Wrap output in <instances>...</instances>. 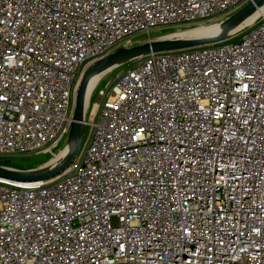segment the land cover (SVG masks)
<instances>
[{
  "label": "built area",
  "instance_id": "2783aa9c",
  "mask_svg": "<svg viewBox=\"0 0 264 264\" xmlns=\"http://www.w3.org/2000/svg\"><path fill=\"white\" fill-rule=\"evenodd\" d=\"M251 1L0 0V158L68 138L83 72L127 37ZM100 95L66 172L0 179V264H264V11Z\"/></svg>",
  "mask_w": 264,
  "mask_h": 264
},
{
  "label": "water",
  "instance_id": "95a60500",
  "mask_svg": "<svg viewBox=\"0 0 264 264\" xmlns=\"http://www.w3.org/2000/svg\"><path fill=\"white\" fill-rule=\"evenodd\" d=\"M264 8V0H253L221 21L222 27L215 33H197L194 30L184 35H170L149 40L134 46H120L107 56L94 62L83 72L76 92L75 108L67 141V156L59 163L30 170H19L0 164V179L28 184L50 180L66 172L77 158L83 143L89 83L93 75L117 67L130 60L150 53L189 49L228 40L232 32L258 9Z\"/></svg>",
  "mask_w": 264,
  "mask_h": 264
},
{
  "label": "rangeland",
  "instance_id": "374dc122",
  "mask_svg": "<svg viewBox=\"0 0 264 264\" xmlns=\"http://www.w3.org/2000/svg\"><path fill=\"white\" fill-rule=\"evenodd\" d=\"M237 10L238 9H236V11ZM236 11H232L230 13H223L222 15L217 16L215 18H211V19L196 20L194 22L186 23V24L156 27L147 33H137V34H134L132 36L127 37L122 42H120L115 47V49L120 47V46L139 45V44L146 43L149 40L161 39L163 37L170 36V35H180L182 33L193 31V30L195 32H199L205 28H208L212 25H216V24L220 23L221 21L225 20L226 17L230 16L232 13H234ZM137 61H138V58L130 60L126 63H123V64L115 67L113 70L106 73V75L103 76L98 81V84L96 85L94 90H92V92H91V97H90V101L88 104V109L86 111V119L91 120L96 115L95 113L97 112L99 104L103 98L100 95L101 90H103V89L105 90V89L109 88L110 85L112 84V82L115 80L116 76L120 73V71L132 66ZM91 65H89V66H91ZM87 68L85 69V71L87 70ZM80 80H81V78H80ZM80 80H79V83H80ZM78 87H79V84H78ZM89 129H90V127L86 126V128L84 130L83 143H82V146L80 148V151H79L77 158L79 156H81V154L83 153L85 142H86V139L88 138V135H89ZM67 141H68V138L62 140L57 146H55L53 148L52 151L47 150V151H43V152L37 153V154H25V155H15V156H11V157H5V158H10L12 163L15 165V166H8V167L19 169V170H30V169H34V168H38L40 166H43L44 164H46L48 162L49 163L47 164V166H50V165L54 164L67 150Z\"/></svg>",
  "mask_w": 264,
  "mask_h": 264
},
{
  "label": "bare ground",
  "instance_id": "6f19581e",
  "mask_svg": "<svg viewBox=\"0 0 264 264\" xmlns=\"http://www.w3.org/2000/svg\"><path fill=\"white\" fill-rule=\"evenodd\" d=\"M264 11V8H260L258 9L253 15H251L248 19H246L241 25H239L234 31H238L244 27H247L249 25H251L261 14L262 12ZM222 27V23H218L216 25H212L208 28H205L197 33H215V32H218ZM202 28V27H201ZM200 29V28H199ZM198 30V29H197ZM233 31V32H234ZM232 32V33H233ZM185 33H190V32H185ZM181 35H184V34H181ZM115 67H111L109 68L108 70L106 71H101L99 73H96L95 75H93V77L91 78L90 80V83H89V88H88V95H87V101L89 102L90 101V97H91V92L92 90H94V88L96 87V85L98 84V81L106 75V73H108L109 71L113 70ZM88 109V107H87ZM67 153H68V148L67 150L64 152V154L52 165H55L57 163H59L60 161H62L66 156H67ZM50 165V166H52Z\"/></svg>",
  "mask_w": 264,
  "mask_h": 264
},
{
  "label": "trees",
  "instance_id": "16d2710c",
  "mask_svg": "<svg viewBox=\"0 0 264 264\" xmlns=\"http://www.w3.org/2000/svg\"><path fill=\"white\" fill-rule=\"evenodd\" d=\"M0 164L5 166H15L10 158H0Z\"/></svg>",
  "mask_w": 264,
  "mask_h": 264
}]
</instances>
